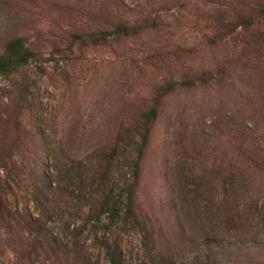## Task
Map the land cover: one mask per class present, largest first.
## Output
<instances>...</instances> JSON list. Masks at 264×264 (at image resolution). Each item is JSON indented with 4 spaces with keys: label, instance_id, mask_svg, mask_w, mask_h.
I'll return each instance as SVG.
<instances>
[{
    "label": "rangeland",
    "instance_id": "rangeland-1",
    "mask_svg": "<svg viewBox=\"0 0 264 264\" xmlns=\"http://www.w3.org/2000/svg\"><path fill=\"white\" fill-rule=\"evenodd\" d=\"M257 7L264 0H0V52L20 34L43 55L42 70L31 63L0 76L1 109L22 107L7 199L13 212L42 216L43 249L65 251L73 239L92 264H108L115 245L120 264L264 261V48L251 46L264 42V26L245 36L228 25L239 8ZM113 18L137 34L99 45L67 35L110 29ZM205 75L215 81L162 99L133 219L96 218L100 183L116 193L135 183L134 133L159 87ZM115 146L116 160L97 174L98 157ZM219 171L243 172L246 184L232 191Z\"/></svg>",
    "mask_w": 264,
    "mask_h": 264
},
{
    "label": "trees",
    "instance_id": "trees-1",
    "mask_svg": "<svg viewBox=\"0 0 264 264\" xmlns=\"http://www.w3.org/2000/svg\"><path fill=\"white\" fill-rule=\"evenodd\" d=\"M12 1L8 0L11 3ZM19 1L30 5L44 2V0ZM131 24L132 22L129 19L116 21L113 18V24L110 29L94 30L86 33H77L74 30H69L67 31V35L83 45H99L137 34L136 28ZM228 25L235 31L240 30L241 34L245 36H250L255 31L260 32L261 28L259 27L264 26V8L257 7L251 11L239 8L228 21ZM261 35L263 36V34ZM251 46L254 48H264V42L259 45L251 44ZM42 59L43 55L36 49L29 47L23 35H9L1 44L0 76L9 75L17 68L31 63L35 64L39 70H42ZM215 78L216 76L205 75L197 79L187 78L180 82H168L159 87L153 99L152 107L144 115V121L137 125L135 129L134 134L139 139V143L136 145L135 183L122 193H116L112 188H108L106 185L100 183L102 186L99 189L97 200L93 206L96 218H104L110 224L117 222L122 215L128 219H133L135 216L133 209L137 193L139 166L147 147L151 125L157 118L162 99L178 87H193L200 83L213 82ZM22 93H24L23 89L18 91V95ZM2 107L8 108V105L0 101V264H92L90 259L86 257L82 244L73 239L68 250L43 249L40 240L47 238V229L46 224L42 221V216L33 218L30 215L19 214L10 209L7 195L13 191L11 184L15 182L18 167L16 166V162L14 163L15 155L8 153V149L14 142V139L10 135L11 131L18 133L22 131V123L18 121L21 116L22 107L14 105L12 114L2 110ZM13 114L16 116V121L9 120ZM132 137L134 138V136ZM15 142L18 145V140ZM116 151L117 146L98 157L96 163L97 174L103 175V172L108 171L116 160ZM252 162L253 165H258L256 160L252 159ZM218 178L223 186H227L232 191H236L239 187L246 184L243 180V172L238 174L225 172L221 174V171H219ZM205 181L209 185L211 182L210 177H206ZM99 182H102V180H99ZM42 184L44 187L47 185L44 181ZM182 192L180 191L184 195L185 193ZM226 195V199H236L234 198L236 195L233 193ZM11 255L13 256L14 263L8 259ZM106 255L108 264H120L121 252L116 245L114 250L107 248ZM256 264H264V261L257 262Z\"/></svg>",
    "mask_w": 264,
    "mask_h": 264
}]
</instances>
